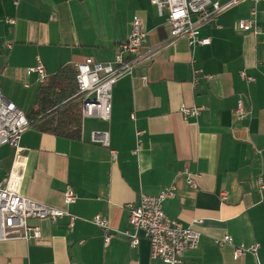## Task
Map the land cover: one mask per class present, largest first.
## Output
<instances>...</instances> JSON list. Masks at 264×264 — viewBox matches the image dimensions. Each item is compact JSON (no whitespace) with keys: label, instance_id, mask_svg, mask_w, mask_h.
<instances>
[{"label":"crops","instance_id":"obj_1","mask_svg":"<svg viewBox=\"0 0 264 264\" xmlns=\"http://www.w3.org/2000/svg\"><path fill=\"white\" fill-rule=\"evenodd\" d=\"M251 6L247 0L218 14L199 29L210 43L189 46L184 38L168 43L166 12L150 0H0V88L24 112L37 104L41 83L27 73L37 59L48 76L86 57L111 61L133 17L147 32L144 49L159 48L114 84L109 122L82 119L79 139L30 125L18 151L0 146V182L17 173L22 195L58 208L70 185L76 201L69 210L77 217L71 230L64 217L30 220L41 239L0 241V264H165L150 257L145 237L133 248L122 232L130 230L128 202L171 185L166 216L183 226L200 220L199 244L179 264H264V37L237 27ZM256 8L264 31V0ZM240 70L255 80L247 83ZM239 99L242 117L234 112ZM181 104L203 108L183 119ZM93 130H108L109 148L90 141ZM184 171L199 174L195 188ZM96 214L109 225L106 246L104 230L91 222ZM224 234L235 244L258 242L256 258L234 259L233 245L215 243Z\"/></svg>","mask_w":264,"mask_h":264},{"label":"built area","instance_id":"obj_2","mask_svg":"<svg viewBox=\"0 0 264 264\" xmlns=\"http://www.w3.org/2000/svg\"><path fill=\"white\" fill-rule=\"evenodd\" d=\"M159 14L166 12V21L170 27L168 43H173L180 38L187 40L189 46L208 45L209 37H201L200 27L215 18L218 14L245 2L247 0H150ZM252 2L250 16L237 22L239 30L250 32L254 37L261 35L264 31L256 24V4L259 0H248ZM14 4L18 0H13ZM131 30L126 39L118 42L114 59L99 62L91 57L74 64V81L77 86L76 93L72 96L80 102L81 120L84 118H99L109 122L111 117V92L114 84L124 76L133 74L137 66L148 62L157 53L154 50L144 49L147 41V32L142 29L141 20L133 17ZM35 72L40 83L44 82L48 74L39 59L34 67L27 69V73ZM194 72H197V70ZM1 75V72H0ZM241 79L247 83L253 82V76L245 70L239 71ZM145 79V77H143ZM202 106H188L181 104L179 113L183 119L197 117ZM237 117L246 114L242 101L237 100L234 110ZM133 117V114H132ZM30 121L25 112L9 100L0 88V146L9 145L15 151L19 150V140L24 129L29 127ZM141 131H137V136ZM90 141L104 147H110L108 130H93ZM113 159L116 151L110 148ZM186 183L196 187V179L199 174L184 171ZM21 178L17 173H11L0 182V241L22 239L24 241L41 239V228L39 224H30V220H48L56 222L60 218L67 219L69 230L73 228L77 218L69 207L75 203L76 194L72 186L68 185L62 193L63 208H58L26 197L20 192ZM260 182L262 180L260 179ZM264 183H261V187ZM174 196V186H168L156 195L140 193L136 202H128L125 207L128 210V222L130 230L122 232L127 237L131 247L139 244L140 237L148 240L150 257L159 259L165 264H179L184 251L197 248L201 232L194 227L200 220H192L189 226H183L176 220L169 219L162 209L163 201ZM221 200H226L227 192H219ZM91 222L104 230L103 243L108 245L110 240L109 225L105 218L96 214ZM218 245L231 244L234 247L233 258L238 259L245 253L252 254L255 258L259 243L254 242L246 245L234 243L229 234L215 239ZM10 264V263H6ZM30 264V263H24Z\"/></svg>","mask_w":264,"mask_h":264},{"label":"trees","instance_id":"obj_3","mask_svg":"<svg viewBox=\"0 0 264 264\" xmlns=\"http://www.w3.org/2000/svg\"><path fill=\"white\" fill-rule=\"evenodd\" d=\"M77 91L72 66H64L41 83L36 107L25 112L30 124L41 131L68 139H79L80 102L72 97Z\"/></svg>","mask_w":264,"mask_h":264}]
</instances>
